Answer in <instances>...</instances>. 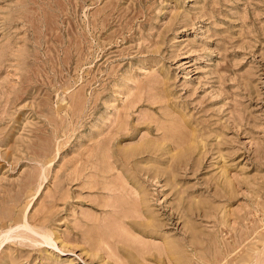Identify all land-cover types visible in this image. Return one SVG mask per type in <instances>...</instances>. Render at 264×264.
<instances>
[{
  "label": "rangeland",
  "instance_id": "rangeland-1",
  "mask_svg": "<svg viewBox=\"0 0 264 264\" xmlns=\"http://www.w3.org/2000/svg\"><path fill=\"white\" fill-rule=\"evenodd\" d=\"M0 264H264V0H0Z\"/></svg>",
  "mask_w": 264,
  "mask_h": 264
}]
</instances>
